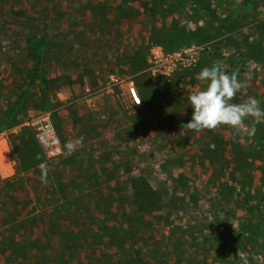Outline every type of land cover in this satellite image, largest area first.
<instances>
[{
    "label": "rangeland",
    "instance_id": "374dc122",
    "mask_svg": "<svg viewBox=\"0 0 264 264\" xmlns=\"http://www.w3.org/2000/svg\"><path fill=\"white\" fill-rule=\"evenodd\" d=\"M200 2L0 0V264H264V143L186 125L215 63L264 109V0Z\"/></svg>",
    "mask_w": 264,
    "mask_h": 264
},
{
    "label": "clouds",
    "instance_id": "9594fccd",
    "mask_svg": "<svg viewBox=\"0 0 264 264\" xmlns=\"http://www.w3.org/2000/svg\"><path fill=\"white\" fill-rule=\"evenodd\" d=\"M239 75L238 71L225 73L219 63L198 73L197 78L205 87L187 97V104L192 109L191 119L186 124L190 130L201 132L228 126L237 134L243 130L249 136L255 135L256 128L252 126L245 129L244 121L249 117L256 122L264 120V109L260 107L261 101L251 96L244 103L232 102L237 93L246 95V84ZM80 147H83V137L68 142L64 155H71ZM42 182L47 183L46 176H42Z\"/></svg>",
    "mask_w": 264,
    "mask_h": 264
},
{
    "label": "trees",
    "instance_id": "16d2710c",
    "mask_svg": "<svg viewBox=\"0 0 264 264\" xmlns=\"http://www.w3.org/2000/svg\"><path fill=\"white\" fill-rule=\"evenodd\" d=\"M196 2H198V4H202L199 0H195ZM219 24H220V27L222 29H225L227 31V33H230L232 34L234 31H235V27L229 23V22H225L221 19H219ZM233 39V36L231 35L230 37L227 38V41H232ZM252 49H257V51H259V53L264 56V50L259 48V47H254V46H251ZM254 126L256 128V133L255 135H252L251 137L258 143H264V126L260 123H257V122H250L248 124V127H252ZM41 163H43V161H40L39 163L36 164V166L40 165ZM76 188V185L71 182L68 186H64V185H60V191L61 193L64 195V197H66L67 195V189H69L70 191H72L71 193L74 194V189ZM139 195L136 194V203L137 205L139 206V208L141 209V205L138 204V197H141L142 194H144L142 192V190H140L139 192ZM68 198V197H67ZM142 210V209H141Z\"/></svg>",
    "mask_w": 264,
    "mask_h": 264
},
{
    "label": "built area",
    "instance_id": "2783aa9c",
    "mask_svg": "<svg viewBox=\"0 0 264 264\" xmlns=\"http://www.w3.org/2000/svg\"><path fill=\"white\" fill-rule=\"evenodd\" d=\"M128 95H129L130 100L133 102V104L140 105L141 97H140L137 89L134 86H129Z\"/></svg>",
    "mask_w": 264,
    "mask_h": 264
},
{
    "label": "crops",
    "instance_id": "0c3cea01",
    "mask_svg": "<svg viewBox=\"0 0 264 264\" xmlns=\"http://www.w3.org/2000/svg\"><path fill=\"white\" fill-rule=\"evenodd\" d=\"M3 165H4V163L0 161V167H2ZM10 175H13V173Z\"/></svg>",
    "mask_w": 264,
    "mask_h": 264
}]
</instances>
